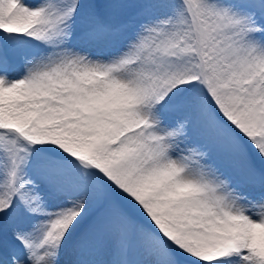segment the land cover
Returning <instances> with one entry per match:
<instances>
[{
  "label": "snow or ice",
  "instance_id": "1",
  "mask_svg": "<svg viewBox=\"0 0 264 264\" xmlns=\"http://www.w3.org/2000/svg\"><path fill=\"white\" fill-rule=\"evenodd\" d=\"M0 264H264V0H0Z\"/></svg>",
  "mask_w": 264,
  "mask_h": 264
}]
</instances>
